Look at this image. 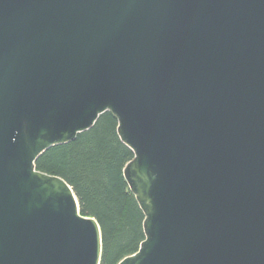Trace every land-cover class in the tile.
I'll return each mask as SVG.
<instances>
[{"label":"water","instance_id":"1","mask_svg":"<svg viewBox=\"0 0 264 264\" xmlns=\"http://www.w3.org/2000/svg\"><path fill=\"white\" fill-rule=\"evenodd\" d=\"M106 111L145 214L118 264H264V0H0V264H100L35 161Z\"/></svg>","mask_w":264,"mask_h":264},{"label":"trees","instance_id":"2","mask_svg":"<svg viewBox=\"0 0 264 264\" xmlns=\"http://www.w3.org/2000/svg\"><path fill=\"white\" fill-rule=\"evenodd\" d=\"M133 158V150L118 133V118L106 111L93 127L68 143L50 147L35 161L37 170L65 179L81 214L98 221L103 243L100 264H118L136 253L145 239V214L124 175Z\"/></svg>","mask_w":264,"mask_h":264}]
</instances>
